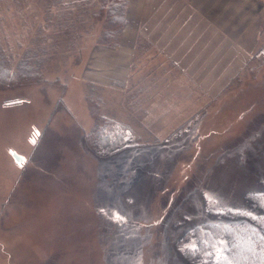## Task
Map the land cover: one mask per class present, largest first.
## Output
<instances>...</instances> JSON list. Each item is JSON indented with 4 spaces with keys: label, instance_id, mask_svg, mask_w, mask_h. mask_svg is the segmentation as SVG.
Returning <instances> with one entry per match:
<instances>
[{
    "label": "rangeland",
    "instance_id": "374dc122",
    "mask_svg": "<svg viewBox=\"0 0 264 264\" xmlns=\"http://www.w3.org/2000/svg\"><path fill=\"white\" fill-rule=\"evenodd\" d=\"M140 1L0 0V71L30 79H0V264H187L176 243L207 210L251 211L264 0H221L213 28L153 27ZM93 105L156 149L97 160ZM191 124L196 140L158 150Z\"/></svg>",
    "mask_w": 264,
    "mask_h": 264
},
{
    "label": "trees",
    "instance_id": "16d2710c",
    "mask_svg": "<svg viewBox=\"0 0 264 264\" xmlns=\"http://www.w3.org/2000/svg\"><path fill=\"white\" fill-rule=\"evenodd\" d=\"M116 9L113 3H110L104 10L108 12L117 11ZM117 13L108 18L109 25L120 20ZM18 76L22 79L21 83L30 84V79L25 76L0 71V79H13ZM36 83H40V80ZM89 114L93 125L90 131L83 135L82 141L86 150L97 160L110 158L132 147L156 149L150 143L138 142L127 124L100 115L97 106L89 107ZM191 125L192 127L188 126L178 137L174 134L164 138L158 150L168 142L182 150L183 146L178 144L184 140H196L191 138L195 124ZM244 199L251 211L207 210V219L185 232L177 241L176 249L181 259L187 264H264V182L261 183L260 193L247 194Z\"/></svg>",
    "mask_w": 264,
    "mask_h": 264
},
{
    "label": "crops",
    "instance_id": "0c3cea01",
    "mask_svg": "<svg viewBox=\"0 0 264 264\" xmlns=\"http://www.w3.org/2000/svg\"><path fill=\"white\" fill-rule=\"evenodd\" d=\"M245 1L237 0V3L238 5H244ZM223 3L221 0H141L139 10L141 11L142 20H145L146 12H150L146 19L153 22V27L157 28H177L183 25L202 27V24L205 23L206 26L213 28L221 27V24L214 23V14L215 9H222ZM225 3L228 4L229 0H226ZM208 8H211V15L206 13L209 11ZM172 41L176 42L175 39Z\"/></svg>",
    "mask_w": 264,
    "mask_h": 264
},
{
    "label": "water",
    "instance_id": "95a60500",
    "mask_svg": "<svg viewBox=\"0 0 264 264\" xmlns=\"http://www.w3.org/2000/svg\"><path fill=\"white\" fill-rule=\"evenodd\" d=\"M9 155H10V157L12 158V160L15 162V164H16L17 166L20 167L21 165L24 164L25 159H24L23 157L17 155L15 152L10 151V152H9Z\"/></svg>",
    "mask_w": 264,
    "mask_h": 264
}]
</instances>
